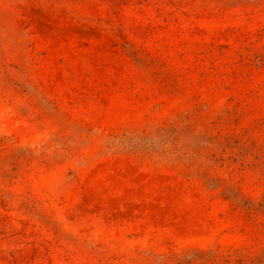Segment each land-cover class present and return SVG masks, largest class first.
<instances>
[{"label": "rangeland", "instance_id": "rangeland-1", "mask_svg": "<svg viewBox=\"0 0 264 264\" xmlns=\"http://www.w3.org/2000/svg\"><path fill=\"white\" fill-rule=\"evenodd\" d=\"M0 264H264V0H0Z\"/></svg>", "mask_w": 264, "mask_h": 264}, {"label": "bare ground", "instance_id": "bare-ground-1", "mask_svg": "<svg viewBox=\"0 0 264 264\" xmlns=\"http://www.w3.org/2000/svg\"><path fill=\"white\" fill-rule=\"evenodd\" d=\"M41 15H42V14H41ZM39 16H40V15H39ZM42 17H43V16H42ZM45 18H46V17H43L44 20H46ZM48 18H49V17H48ZM161 208L163 209L164 207H161ZM166 210H167V209H166ZM167 211H168V210H167ZM174 211H175V210H174ZM168 213H169V211H168ZM176 213L179 214L178 211H176ZM176 213H175V214H176ZM182 214H183V213H182ZM170 215H171V214H170ZM179 215H180V214H179ZM164 216H165V215H164ZM174 216H175V215H174ZM180 216H181V215H180ZM183 216H184V214H183ZM186 216H187V215H186ZM176 217H178V216L176 215ZM165 218H166V216H165ZM173 218H174V217H173ZM179 218H180V217H179ZM167 219H168V218H167ZM177 219H178V218H177ZM188 219H189V217H188ZM188 219H187V220H188ZM169 220H170V219H169ZM174 220H175V219H174ZM179 220H181V218H180ZM183 220H184V219H183ZM187 220H185V221L187 222ZM177 221H178V220H177ZM186 222H185V223H186ZM189 222H190V221H189ZM189 222H188V224H189ZM178 223H179V222H178ZM182 223H183V222H182ZM175 224H176V223H175ZM179 224H180V223H179ZM182 225H184V224H182ZM191 225H192V224H191ZM183 227H184V226H183ZM185 227H186V226H185Z\"/></svg>", "mask_w": 264, "mask_h": 264}]
</instances>
